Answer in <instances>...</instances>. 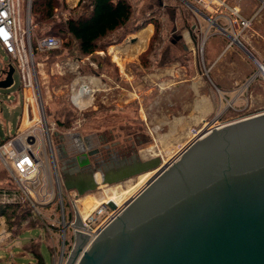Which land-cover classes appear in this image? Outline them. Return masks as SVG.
I'll return each instance as SVG.
<instances>
[{"label": "rangeland", "instance_id": "obj_1", "mask_svg": "<svg viewBox=\"0 0 264 264\" xmlns=\"http://www.w3.org/2000/svg\"><path fill=\"white\" fill-rule=\"evenodd\" d=\"M129 1L133 6L130 22L111 36L124 34L122 41L136 42L144 36L138 34L141 29L131 30L149 20L153 21V32L148 46L140 52L139 60L122 63V70L112 61L108 53L110 46L97 50L94 54L83 55L70 35L51 32L50 24L37 23L31 9L32 41L46 34H55L60 41L59 47L51 51L35 49L34 67L31 68L34 85L24 90L27 94L36 91L38 97L40 94L62 182L63 176L72 172L68 160L76 158L81 144L86 141L88 145L100 149L99 154L92 158L95 166L96 161L108 162L110 157L130 159L135 156L149 159L160 156L165 163L169 162L192 141L195 131L203 127L204 122L192 123V103H197V115L202 114L205 112L201 109L205 106L206 97L212 103V109L205 113L207 121L220 115L219 123L224 124L264 112V84L260 81L242 90L244 99L234 103L236 110L231 107L225 109L228 100L235 96L237 90L245 87L254 71L252 56L246 50L234 45L232 51L216 62L207 55L208 44L202 57L197 45H192V39L189 38V31L192 32V13L180 0ZM228 2L239 5L246 15H252L259 7V0ZM71 8L67 1L60 4L55 10V19L59 22L68 18L73 14ZM243 40L251 52L258 56L264 55V9L257 14ZM100 51L104 53L99 54ZM0 56L7 57L1 44ZM205 69L209 70L208 74ZM101 71L110 74L111 80L107 76L102 77L100 86H113L115 89L102 91V94L96 92L95 95L92 91L87 92L81 105L75 104L73 95L84 84H90L91 88L99 86L92 83V77ZM146 72L147 80L144 78ZM14 79L12 86L0 88L3 98L9 92L13 99V104H8L2 103L3 99L0 98V143L6 138L7 132H15L22 113L23 100L21 95L17 97L21 85L18 70L14 73ZM42 139L49 141L46 135ZM74 167L78 168L79 164L76 163ZM100 168L97 172L99 180ZM141 175L142 173L115 183L100 181L98 188L81 197H103L105 189L126 188L137 183ZM147 182L148 180L137 186L126 199L132 198ZM15 184L13 175L0 156V188H12ZM82 199L85 203L84 198ZM92 205L94 203L86 204L87 207ZM31 225L36 224L23 219L19 229L22 232L17 235L14 233L15 225L1 215L0 229L4 230L6 227L7 231L3 233L10 231L11 234H6L10 242L0 249V255L10 258L8 249L12 248L15 262L28 264L32 259L37 260L35 254L21 253L31 242L32 245L39 242L34 239L41 238L43 241L40 250L45 264H53L51 239H47L40 227H30ZM6 259H2L0 263H4Z\"/></svg>", "mask_w": 264, "mask_h": 264}, {"label": "water", "instance_id": "obj_2", "mask_svg": "<svg viewBox=\"0 0 264 264\" xmlns=\"http://www.w3.org/2000/svg\"><path fill=\"white\" fill-rule=\"evenodd\" d=\"M14 73L10 63L0 88ZM166 164L78 264H264V112L211 129L169 162L138 157L100 173L115 183ZM97 172L73 170L64 186L95 190Z\"/></svg>", "mask_w": 264, "mask_h": 264}, {"label": "built area", "instance_id": "obj_3", "mask_svg": "<svg viewBox=\"0 0 264 264\" xmlns=\"http://www.w3.org/2000/svg\"><path fill=\"white\" fill-rule=\"evenodd\" d=\"M180 1L197 16L196 45L202 57H204L208 40L215 34L226 37L228 40L226 48L236 45L248 52L249 48L244 43L243 37L251 28L256 15L264 9V0H259V7L252 15L244 14L239 5L230 4L228 0ZM31 5L32 0H0V44L8 54L10 63L15 66V70H18L22 90L34 85L31 69L34 67V49L49 51L60 45L56 35L46 34L36 39L34 47L31 36ZM201 19L206 24H203ZM251 56L255 66L254 71L246 81L245 87L237 90L235 96L228 100L225 109L230 107L237 109L234 103L244 99L243 89H248L257 81L264 84V57H258L253 53ZM6 72L0 70V80L6 77ZM205 72L208 74L209 70L205 69ZM7 98H12L11 94H8ZM31 98L35 100V106L32 109L28 105ZM39 98L40 94L38 97L36 91L27 94L24 90L21 119L26 126L20 125L0 143V156L16 183L12 188H0V203L27 205L29 213L25 221L35 222L36 225L30 227H40L47 239H51L50 250L53 264H78L91 242L136 198L144 187L139 189L132 198L125 199L119 204L114 200L103 198L100 203L87 207L82 195L76 189L65 188L61 180L51 146L44 105ZM219 116L210 121L205 120L203 127L195 131L192 141L211 129L223 125L219 123ZM44 135L49 140V143L46 141L47 144L42 139ZM186 147L182 148V151ZM164 166L155 169L156 172L162 171ZM97 181L100 185L98 178ZM0 230V249H2L10 242L6 234L9 235L11 232L4 234L3 232L7 231L6 227ZM34 240L39 241L40 245L43 241L41 238ZM8 251L10 258L6 259L5 255H0V261L6 259L0 264H17L13 249L9 248ZM28 252L32 251L26 248L21 254L26 255ZM39 252H41L40 249ZM36 261L32 259L28 264H35ZM43 264H45L44 258Z\"/></svg>", "mask_w": 264, "mask_h": 264}, {"label": "trees", "instance_id": "obj_4", "mask_svg": "<svg viewBox=\"0 0 264 264\" xmlns=\"http://www.w3.org/2000/svg\"><path fill=\"white\" fill-rule=\"evenodd\" d=\"M66 1L32 0V16L37 23L50 24L49 31H58L63 36L70 35L83 55L94 54L97 50H104L105 47L122 41L124 34L113 37L111 34L130 22L133 6L129 0H79L78 4L71 8L73 14L58 22L55 19V10ZM152 22L145 21L131 31H138ZM155 27L157 28V25ZM35 42L36 39L33 40L34 47ZM28 213L25 206L0 203V216H6L8 221L15 225L14 233L17 235L22 232L19 231L20 225L23 219L28 217ZM32 243L26 248L35 254V264H43V256L39 252L40 243Z\"/></svg>", "mask_w": 264, "mask_h": 264}, {"label": "crops", "instance_id": "obj_5", "mask_svg": "<svg viewBox=\"0 0 264 264\" xmlns=\"http://www.w3.org/2000/svg\"><path fill=\"white\" fill-rule=\"evenodd\" d=\"M78 2H79V0H67V3H68V5L70 7H75L78 4ZM196 17L197 16H195L193 14V12H192V32L189 31V34H190L189 38L192 39V45H195V46L197 44V42H196L197 41V37H196V30H195V24H196V20H197ZM201 20L203 21V24H206L203 19H201ZM150 28H151V30H150ZM147 29H149L150 32H149V30L146 31ZM144 31H146V32H144ZM152 32H153V24L149 23L145 28L141 29L139 31V33H138L140 36H144V38H141L140 40H138L136 42L131 41L130 43H128L127 41L124 40V41H122L119 44L110 45V47L108 48V53L111 55L112 61L115 62L120 67L121 70H122V67H123L122 63H127L129 61H135V62L138 61L140 52H142L143 49L148 46L149 37L152 34ZM244 37H245V35H244ZM244 37H243V39H244ZM227 41L228 40L226 39L225 36H222V35H219V34H215V35L211 36L210 39L208 40L207 44H206V48H207V45L209 44V49L207 51V55L210 56L212 59L214 58V61L217 62V60H219L224 54H227L228 52L232 51V49H234L233 48L234 46L226 48ZM102 53H104V51H100L99 54H102ZM256 56H258V55H256ZM258 57H264V55L260 54ZM9 60L10 59H9L8 54H7V57L0 56V70H2L4 72L7 71V68L9 67V64H10ZM100 67H101V65H100ZM124 73H126V72L124 71ZM6 75H7V72H6ZM106 76L109 78V80H111L110 74L107 75L105 72L101 71V72H99L98 74H95L92 77V83L95 84V85L99 84L100 83L99 81L102 79V77H106ZM224 77L225 76L223 75L222 78H224ZM144 78H146V80L148 79V72H146V74L144 75ZM83 81L85 82L86 80H83ZM14 83H15V79H14ZM85 85L88 87L87 92L92 91V93L94 95H95L96 92H98L99 94H102L101 93L102 91H110L112 89H115L113 86H108V87H104L103 88L102 86H100V84H99L98 87H95V88H91L90 84H85ZM123 89L126 90V88H123ZM126 91L124 92V94L126 93ZM225 92H227V94H228V91H225ZM8 94H10V93L8 92L5 95V98H3L2 94L0 93V98L3 99V100H1V102L2 103L6 102L8 104H13V102H12L13 99L12 98H10V99L7 98ZM18 95H21L22 100H23L24 91L22 90L21 85L19 87V90L17 91V97H18ZM85 95L86 94H84L83 97ZM80 105H81V103H80ZM204 105L205 106H203V108L204 107L205 108L204 109L202 108L201 110H203V111L205 110V112H202V114L197 115V109H198L197 103L196 102L192 103V123L193 122H195V123L196 122H198V123L205 122V120H206L205 113L212 109L211 100L208 99L207 97L204 98ZM22 112H23V102H22ZM1 113H2V108L0 109V114ZM21 116H22V113H21V115L19 117V121H18V125L16 127V130L21 125V121H22ZM9 134H11V132H9V133L7 132L6 137Z\"/></svg>", "mask_w": 264, "mask_h": 264}, {"label": "bare ground", "instance_id": "obj_6", "mask_svg": "<svg viewBox=\"0 0 264 264\" xmlns=\"http://www.w3.org/2000/svg\"><path fill=\"white\" fill-rule=\"evenodd\" d=\"M149 29H147L146 31H148ZM151 30V28H150ZM149 30V32H150ZM144 31V32H146ZM87 90H88V87L84 84L81 88H79V91L73 95V101L76 103V104H80L82 99H83V95L87 93ZM29 107L32 109L34 108L35 106V100L34 98H31L30 99V102H29ZM35 113L37 114L36 110H35ZM179 155V154H178ZM168 162V161H167ZM167 166V164L163 167L165 168ZM160 171L156 172V170L154 171H146L145 173H142V175L140 176V179L137 183L135 184H131L129 186H127L126 188H114V187H111V188H107L105 189V196L103 195V197H97V196H88V197H83L84 198V201L86 204L88 205H91L92 203L94 204H98L101 202V200L105 197V198H108L107 200H111V201H116L118 204L121 203L122 201H124L131 193L134 189L137 188V186L143 184L145 181L149 180V179H152L154 178L155 176H157L159 174ZM97 178L99 180V177L97 175ZM100 181H102L103 183V180H102V177H100ZM148 183V182H147ZM147 183L145 184V186L147 185ZM145 186H143L145 188ZM140 188V187H139ZM143 188V189H144ZM142 189V190H143Z\"/></svg>", "mask_w": 264, "mask_h": 264}, {"label": "flooded vegetation", "instance_id": "obj_7", "mask_svg": "<svg viewBox=\"0 0 264 264\" xmlns=\"http://www.w3.org/2000/svg\"><path fill=\"white\" fill-rule=\"evenodd\" d=\"M180 37V36H179ZM100 152V149H98L97 147L88 145V141H86L85 143L81 144V147L79 148V153L77 154L76 158L74 159H69L68 162L70 163V166L72 167L71 170H80V171H98L100 168V166H102V170H106V171H110L112 169H119L122 168L123 165L128 164V163H132L134 162L135 156H132L130 159H126V158H113L110 157V161L108 162H104V161H96V166L94 165V161L92 160V158H94L95 156H97ZM89 160V163L84 164V166H81V162H85L86 160ZM78 163L79 167L76 168L74 167L75 164Z\"/></svg>", "mask_w": 264, "mask_h": 264}]
</instances>
